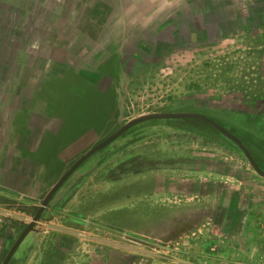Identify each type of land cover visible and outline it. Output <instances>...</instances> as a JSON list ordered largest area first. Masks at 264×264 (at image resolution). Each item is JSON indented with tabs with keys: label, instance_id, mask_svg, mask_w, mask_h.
<instances>
[{
	"label": "rangeland",
	"instance_id": "obj_1",
	"mask_svg": "<svg viewBox=\"0 0 264 264\" xmlns=\"http://www.w3.org/2000/svg\"><path fill=\"white\" fill-rule=\"evenodd\" d=\"M195 112L264 164V0H0V264L83 154ZM9 264H264V177L196 119L91 156Z\"/></svg>",
	"mask_w": 264,
	"mask_h": 264
},
{
	"label": "water",
	"instance_id": "obj_2",
	"mask_svg": "<svg viewBox=\"0 0 264 264\" xmlns=\"http://www.w3.org/2000/svg\"><path fill=\"white\" fill-rule=\"evenodd\" d=\"M196 119L202 122L207 123L208 125L212 126L219 132H221L224 136L229 138L233 141L244 153L248 161L250 162L253 169L262 177H264V170L261 169L258 162L255 160L251 151L245 146V144L232 132L227 130L224 126L216 122L210 117H207L203 114L195 113V112H165V113H149L145 115L138 116L126 124L122 125L118 130H116L113 134L109 137L104 139L103 141L96 144L92 147L88 152L83 154L72 166L67 170V172L59 179V181L51 188V190L47 193L45 198L43 199L40 207L38 208L35 216L25 228L23 233L19 236L16 240L10 251L8 252L6 258L2 262V264H9L13 256L15 255L16 251L25 240V238L35 229L36 223L41 218L42 214L44 213L45 209L57 194V192L62 188V186L68 181V179L74 174V172L81 167V165L86 162L91 156L111 144L113 141L121 137L126 131L131 129L132 127L141 124L146 121L150 120H167V119Z\"/></svg>",
	"mask_w": 264,
	"mask_h": 264
},
{
	"label": "trees",
	"instance_id": "obj_3",
	"mask_svg": "<svg viewBox=\"0 0 264 264\" xmlns=\"http://www.w3.org/2000/svg\"><path fill=\"white\" fill-rule=\"evenodd\" d=\"M259 166L261 167L262 170H264V164H259Z\"/></svg>",
	"mask_w": 264,
	"mask_h": 264
}]
</instances>
